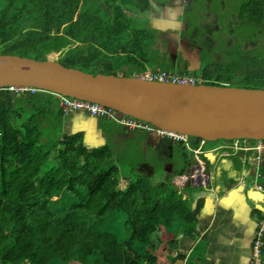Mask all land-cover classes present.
<instances>
[{"label": "trees", "instance_id": "1", "mask_svg": "<svg viewBox=\"0 0 264 264\" xmlns=\"http://www.w3.org/2000/svg\"><path fill=\"white\" fill-rule=\"evenodd\" d=\"M237 3L234 20L254 24L256 29L246 28L253 42L257 33L264 38V0ZM151 7V0H0V53L35 52L41 60L59 53L64 65L94 74L102 66L117 75L112 69L121 63L139 71L155 67L153 29L139 23ZM238 43L243 49L229 59L205 60L204 76L210 81L213 74L206 83L264 88V48L245 51V38ZM244 54L249 57L243 61ZM47 93L19 103L9 91L0 92V264H159L167 232L174 234L170 244L181 232L196 236L204 202L193 210L190 197L141 173L122 192L111 141L86 151L75 134L66 136L62 149L45 135L41 109L28 116L22 110L55 103L56 94ZM116 223L125 239L115 233Z\"/></svg>", "mask_w": 264, "mask_h": 264}, {"label": "rangeland", "instance_id": "2", "mask_svg": "<svg viewBox=\"0 0 264 264\" xmlns=\"http://www.w3.org/2000/svg\"><path fill=\"white\" fill-rule=\"evenodd\" d=\"M156 1L161 2L163 0ZM233 1L235 3H233ZM207 3H211L209 9L212 10V12L206 13ZM237 4V0H197V3L191 6L192 9L190 10V12L188 11L185 15V20L183 21L182 18L180 19L178 25L179 28L173 30H169L168 27L175 26L172 23L168 24L166 27H163L157 21L158 19H156L155 23L152 24L151 19H148V15L152 17V11L149 13L140 14L139 23L141 25L148 24L149 28L153 29L154 39L156 41L155 48L158 50V48L161 47V52L164 50L162 53L159 54L158 65H161L164 68H169V65L171 64L168 63V60H165L167 54L173 53L175 51H182L184 55V63L182 64L180 62L176 67L172 65L171 67L173 69H180V67H184L188 69L189 74H193L196 76V73L199 71V75L201 74L203 80L202 82H206L209 80L207 77L204 76V71L205 68H209L207 65L208 63H211L210 56L211 58H213V62L215 61V64L219 61L222 62L223 59H229V57L235 53L236 49H243V44L238 43L243 38H245V51L251 47L264 48V38L261 37V33H257V39H255V41L253 42V34H251L249 30L246 29H256L254 27V24H252L251 22H245V24H243L234 20V15L238 11ZM194 13H197L198 15L192 16L191 14ZM154 17H157V15H155ZM170 20L172 22L174 19L171 18ZM241 24H243V27L241 26ZM241 33L242 37L240 36ZM181 39H184V42H181ZM212 43L213 46H211ZM31 55H33L34 58L40 57V55L35 52L31 53ZM191 55H195L198 58L196 66H192L193 68H197L195 70L189 69L192 65ZM58 56L59 53L49 54V57L52 59H56L58 58ZM248 57L249 56H245L244 54L243 61ZM199 59L201 60V62L199 61ZM205 60L208 61L207 65L205 63ZM237 60H240V57ZM133 68L134 67L131 64H115L112 71L118 73L117 75L141 78L139 76L132 75ZM98 70L101 71V73L105 74H107L106 72H108V70L102 66H100ZM154 81L165 82L159 80ZM209 82H213V74ZM218 85L235 84L218 83ZM2 90H7L15 97H18L16 100L19 103L22 102L23 97L32 95H40L41 97H43L44 95H48L47 90L37 86L28 85H5L0 87V92ZM54 96L56 97L54 98L55 103L51 105L38 104L33 106L31 110L22 111H26V114L28 116L32 115L33 113H37L39 109H41L40 117L43 116L44 118V122L42 123V130L45 135L53 139V141L58 144L59 148L63 149L65 147L66 136H69V133H64L63 125H68L69 122H72V120L70 121V119L75 115V113L80 112H83V114L88 117H97L98 119L97 124H94L93 122H87L91 126H86L85 129L82 130L83 132L76 133L82 138L85 137V132L88 133L91 129L93 130L94 126L96 125L103 134L101 139H105V141L106 139H108L106 141L107 143H110L111 140L109 138L111 137L123 138L128 137L131 133L137 132L140 133V140L141 138H144L150 140L153 143V146H147L145 144L140 143L138 139L134 138L124 142L123 144H121L119 149H117L116 154L113 158L120 170V178L117 184V187L120 191H126L125 188H127V186L132 182V179L135 178L138 173H141V175H150V182H152L153 184L165 182L167 183V186L170 189L176 188L181 192L184 191L185 197H190L193 210L197 209V206L200 202L206 203V197L203 196L204 193H213V187L209 186L211 177V172L209 170L212 166L210 165L208 167L206 159L203 156L198 155V149L201 147L200 143L202 138L198 136L176 132L188 136L189 139L192 140V142L183 139L174 140L171 138L173 133L170 132L169 129L149 124L146 121L134 117L132 115L125 114L122 112L121 114H116L113 116L97 115L88 111L85 108L76 106V104L71 99L58 97L56 95ZM108 122L118 124V126L122 128V132L124 133H121L120 131L114 129L113 124L108 125ZM131 123L135 124L136 129H132L127 126V124H130L131 126ZM61 124L62 131L58 129L61 127ZM88 127H90V130L88 129ZM240 140L241 142H243L244 140L248 139ZM228 143L229 140L222 139L210 142L209 144L213 145L214 147H217L219 145H224ZM110 145L113 146L112 143H110ZM156 145L164 149L159 152L155 147ZM84 146L86 147H84L86 151L89 147H92L91 144H88L85 141ZM94 149L98 148H93L91 150ZM170 152H172L171 156H169ZM213 155L215 154L213 153ZM51 157H54V155L52 154ZM254 163L256 166L257 164L255 161L252 162L253 165ZM144 164L151 165L153 167V172L144 169L142 167ZM252 164L246 167L250 169L252 167ZM258 166L260 167L262 174L259 168L256 169L254 173L250 174V176H252L254 186H260L264 183V159ZM258 173L261 174L260 177H257ZM186 178H189V180ZM242 179V181H244L246 179V176H243ZM242 181L240 180L239 183L241 184ZM230 184H234V182ZM192 185H196L198 188H194ZM192 191H197L198 194H191ZM196 196H198V199L196 200L197 203L194 201ZM202 211L203 209H200L197 214L198 224L200 222ZM120 223H124V220ZM120 223H116L114 225V231L120 239H125L127 235L124 231L123 225H121ZM100 230L103 232L106 231L105 224L100 226ZM165 233L166 231L163 230V235H165ZM182 234L183 233L181 232L179 236H182ZM197 235L198 234H196L195 237H197ZM166 245H168V250L166 252H170L171 246L173 245L169 244L168 241L165 240L162 244V247ZM161 257V261L159 262V264H169V262L165 258H163V254L161 255ZM255 260V258L250 260V264H255ZM70 264L82 263L77 260H72Z\"/></svg>", "mask_w": 264, "mask_h": 264}, {"label": "water", "instance_id": "3", "mask_svg": "<svg viewBox=\"0 0 264 264\" xmlns=\"http://www.w3.org/2000/svg\"><path fill=\"white\" fill-rule=\"evenodd\" d=\"M12 84L37 86L100 103L149 124L209 141L264 139V88L206 82L163 83L132 76L94 74L50 57L41 60L0 53V87ZM86 117L88 122H93ZM210 156L213 155L206 158L211 162ZM242 162L251 164L250 159ZM256 187L242 181L235 191L250 200V192Z\"/></svg>", "mask_w": 264, "mask_h": 264}, {"label": "crops", "instance_id": "4", "mask_svg": "<svg viewBox=\"0 0 264 264\" xmlns=\"http://www.w3.org/2000/svg\"><path fill=\"white\" fill-rule=\"evenodd\" d=\"M151 1V11L153 15L152 17L148 15V19H151L152 24L155 23L156 19H158L157 21L159 24L163 26H167L170 23L174 24L175 26H168L169 30L178 29L180 19L182 18L184 21L187 12H190L192 9L191 6L197 3V0ZM210 5L211 3H207L206 13L212 12V10L209 9ZM155 15L159 18L154 17ZM191 15L194 16L193 14ZM171 18L174 19L172 22L170 20ZM160 49L162 48H158L159 54L164 51L163 50L161 52ZM175 57L178 58V51L168 53L165 60H168V63L175 67L178 63H183L181 59L177 60ZM191 60V66H195L198 58L195 55H191ZM199 61L201 62L200 59ZM156 63H158V61H156ZM122 64L125 63H121V65ZM210 64L213 65V58L211 59ZM171 65H169V68L167 69L180 71L182 70L181 68H184L180 67V69H173ZM152 68V66L147 64V68L145 70ZM133 69L138 71L135 68ZM89 118L93 120L94 124H97V117ZM71 120L72 122H69L68 125H63L64 133H69V135H75L78 132H83L82 130H84L86 126H91L87 123V117L83 114V112L75 113L70 121ZM107 124H113L114 129L124 133L118 124L109 122ZM89 128L90 127H88V129ZM58 129L62 131V124ZM91 130L88 133L85 132V137L82 138L86 143L92 145V147L89 148L99 147L106 143L108 139H106V141L105 139H101L103 134L98 129V126L95 125L93 130ZM139 134L140 133L137 132L129 134L128 137H111L109 139L111 140L115 151L119 149L121 144L134 138L138 139L142 144L153 146V143L148 139L141 138L140 140ZM155 147L159 152L164 149L158 145ZM171 155L172 152H170V156ZM254 156L255 153L253 151L246 152L242 150L230 156L220 157L215 154L210 156L211 162L206 159L208 167L210 165L212 166L209 170L211 172L209 186H212L214 191L212 194L208 192L203 194L202 192L203 196L206 197V203H203L201 206L203 211L200 217V222L197 225L198 230L195 231V233L198 234L197 237L187 235L179 236L177 241H172L173 246H171V251L168 252L172 254H168L167 252L166 254H163V258H165L169 264L250 263L253 240L261 221L264 219V191L252 188L250 192V200H245L243 193L240 191L236 192L235 187L240 184V180H243V176H246V179L244 180L245 183L247 182L249 185H253V179L252 176H250V172L256 171L255 163L254 165L252 164V162H254ZM247 159H250L252 164L250 169L246 167L248 166L246 163L242 162L247 161ZM142 167L153 172V167L149 164H144ZM232 182H234V184H230ZM262 185H264V183ZM192 186L194 188H198L196 185ZM254 189L255 191H253ZM181 194H183V198H185L184 191H182ZM191 194H198V192L192 191ZM197 199L198 196H196L194 201L196 202ZM173 235V233L169 232L166 234L169 244L171 243L170 239L172 240ZM160 257L161 256H159V258ZM262 258V264H264V253Z\"/></svg>", "mask_w": 264, "mask_h": 264}, {"label": "built area", "instance_id": "5", "mask_svg": "<svg viewBox=\"0 0 264 264\" xmlns=\"http://www.w3.org/2000/svg\"><path fill=\"white\" fill-rule=\"evenodd\" d=\"M138 76L150 81L159 80V81L173 82L178 84H198L203 81L201 75L196 76L187 73H169L167 71L161 70L160 68H158L156 71L144 72ZM54 94H56L58 97L71 99L76 104V106L85 108L88 111L97 115L113 116L116 114H121V112L114 110L112 108H107L100 103L69 97L58 93H54ZM127 126L132 129H136L134 123H131V126L130 124H127ZM172 133L173 134L171 138L174 140L183 139L192 142V140L189 139V137L186 135L179 134L176 132H172ZM200 145L201 147L198 149L199 152L198 155H201L203 157L207 154L211 155L213 153L221 157V156L236 154L237 152L242 150L246 152L253 151L256 153V160H254L257 164L256 169L259 168L260 170V167L258 165L262 162L260 153L264 151V139L258 140V142L256 143L249 142L248 140H244L243 142H241L240 139H234V140H229L228 144L219 145L217 147H214L213 145L209 144V141L207 139H202ZM261 174L258 173L257 177H260ZM186 179L189 180V178ZM256 189L264 191V185L257 186ZM258 229L259 232L257 230L258 233H256V236L253 240V249H252L253 251H252L251 260L255 258L256 259L255 264H262L263 263L262 257L264 253V219L261 221Z\"/></svg>", "mask_w": 264, "mask_h": 264}, {"label": "clouds", "instance_id": "6", "mask_svg": "<svg viewBox=\"0 0 264 264\" xmlns=\"http://www.w3.org/2000/svg\"><path fill=\"white\" fill-rule=\"evenodd\" d=\"M182 57V56H181ZM177 59V57H175ZM153 67V66H152ZM158 68H160L161 70H164V71H167L169 73H187V72H180V71H176V70H171V69H167V68H164L162 67L161 65H158V63L156 64L155 67H153L152 69H147V70H143V71H134L132 75L134 76H138L144 72H147V71H156ZM189 74V73H187ZM201 75V74H200ZM200 75H197V76H200ZM146 80V79H145ZM150 81V80H149ZM166 82V81H165ZM167 83H173V82H167ZM66 96V95H65ZM213 155V154H212ZM207 159V158H206Z\"/></svg>", "mask_w": 264, "mask_h": 264}, {"label": "flooded vegetation", "instance_id": "7", "mask_svg": "<svg viewBox=\"0 0 264 264\" xmlns=\"http://www.w3.org/2000/svg\"><path fill=\"white\" fill-rule=\"evenodd\" d=\"M192 41V40H191ZM211 46H213V43L211 44ZM213 51V50H212ZM212 54V53H211ZM183 55V52L182 51H178V58H177V60H179V59H181V56ZM210 59H212L211 58V56H210ZM184 63V62H183ZM182 63V64H183ZM170 156V155H169Z\"/></svg>", "mask_w": 264, "mask_h": 264}, {"label": "bare ground", "instance_id": "8", "mask_svg": "<svg viewBox=\"0 0 264 264\" xmlns=\"http://www.w3.org/2000/svg\"><path fill=\"white\" fill-rule=\"evenodd\" d=\"M163 83H167V82H163ZM169 131H172V130H169ZM172 132H176V131H172ZM260 155H261V160H263L264 159V151L262 153H260ZM254 160H256V153H255V156H254Z\"/></svg>", "mask_w": 264, "mask_h": 264}]
</instances>
